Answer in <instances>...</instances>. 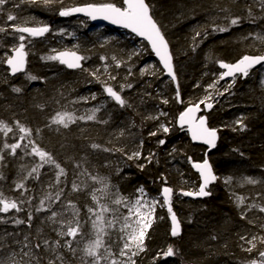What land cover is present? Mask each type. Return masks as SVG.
Masks as SVG:
<instances>
[{"label":"trees","instance_id":"1","mask_svg":"<svg viewBox=\"0 0 264 264\" xmlns=\"http://www.w3.org/2000/svg\"><path fill=\"white\" fill-rule=\"evenodd\" d=\"M106 2L120 4L121 0H62V3L47 8L42 4L28 3L27 0L23 3L9 0L0 11V26L8 23L7 14L11 11L20 18L16 22L35 20L49 25L51 29L41 40H27L30 42L26 49L29 55L24 75L10 78L4 64L0 63V119L14 129V133H9L7 137L0 132V148L5 141L14 143L19 138L20 133L14 123L19 120L33 130L32 139L52 153L67 173L57 184L55 174L58 170L53 165H45L40 169L38 178H33L36 177L33 174L24 181L28 190L24 197H20L22 190H12L14 182L21 180L33 166L39 164V158L25 155L30 147L18 149L15 157L7 155L9 150H4L6 159L0 163V172L5 179L0 180V190L13 199H31V204L21 205L20 212L0 213V260L8 264L10 261H6V258L9 255L21 258L18 251L28 250L23 246L29 241L34 245L45 238L50 241L58 239L53 226L46 219L51 213H37L35 208L47 195L54 199L60 188L64 189L61 201L53 203L52 210L62 211V205L71 200L81 209V216L85 219L84 206L91 205L88 194L96 186L90 176L106 177L107 182L113 183L121 195L130 199L135 197L140 186L152 198L159 196L164 186L174 190L172 207L180 221V235L170 236L169 213L164 208L156 209V218L145 240L146 250L133 258L136 264H249L252 259H259L264 244L255 241L256 248L249 253L243 249L250 245L240 239L241 236L247 239L264 237V213L259 211V206H264V88L260 86L258 69L251 70L244 79H235L227 92L221 87L224 84L221 81L214 89L213 107L205 117L208 127L216 128L218 133L216 148L207 155L218 179L208 189L211 195L203 200H188L182 190H197L198 180L190 168L188 157L193 162L202 161L205 149L191 146L185 133L177 129L175 120L186 106L203 99L208 85L218 79L217 60L232 63L243 55H264V39L257 38L264 37V11L261 10L260 0H147L153 6V16L169 41L177 75L175 85L163 78L156 63L153 68L155 75L148 72L141 75L140 70L145 67L148 61L146 57L150 55L142 43L128 36L123 40L100 43L97 36L89 35L85 20L57 18L62 7ZM234 17L241 18L238 25L230 24ZM28 26L33 25L29 23ZM217 26L226 27L228 31H213ZM59 29L60 34L55 36ZM196 32L201 35L193 40ZM61 35L65 36L66 41L57 44L55 38ZM70 38L76 39V51L87 58L83 61V67L89 71L69 72L54 61L41 59L42 56L52 55L55 49L64 50ZM0 43L3 44L0 57H3L7 48L16 41L3 37ZM136 44L143 46V50L137 49L140 53L144 51L141 55H132L136 52ZM102 56L106 57L103 61L100 59ZM113 57L121 62V67L115 66ZM105 65L108 67L107 73L104 71ZM96 70H99L101 80L117 91L121 85H132V88L125 87L121 92L131 107H121L105 98L102 84L89 74ZM109 73L116 76V80L109 79ZM27 74L35 75L38 79L29 81ZM13 86L20 87L22 91L13 92ZM177 86L183 103L175 99ZM218 91L224 92V95H217ZM86 92L96 94L103 100L98 105L103 107L96 112L95 120H77L67 129L58 125L54 128L55 124L45 126L50 124L51 116L62 112L64 100ZM163 99H167L168 104L162 103ZM161 111L167 115L159 116ZM156 116L159 119L148 118ZM241 119L243 128L236 124ZM162 123L169 128L168 133L160 128ZM38 128L41 132L37 136L35 130ZM151 132H157V135H149ZM162 139L166 143L159 145ZM25 143L26 140L21 142L22 145ZM93 143L101 147L94 150L90 147ZM104 148L111 151H104ZM134 151H141L145 157L151 153L155 155L151 163L144 159L128 160L127 156ZM139 164L146 166L141 170ZM85 169L86 175H78ZM163 177L167 178L166 185ZM229 177L231 181L226 184L225 179ZM246 177L260 182L248 184ZM73 181L81 186L87 183L89 187L73 192ZM234 197H243L244 203L238 206ZM48 204L46 200L45 207ZM253 204L257 207L250 209L248 206ZM29 212L33 214L31 227L27 221ZM242 213L246 219H241ZM70 214L71 210L66 213ZM14 219L24 220L25 223L16 225ZM38 230H41L40 235ZM25 236H28V241ZM169 245L176 255L165 258L162 252ZM59 251L65 257V264H83L78 253L74 256L64 248ZM38 255L44 257L42 264H47V258L52 254L41 249ZM24 261L21 258L19 262L24 264Z\"/></svg>","mask_w":264,"mask_h":264},{"label":"snow or ice","instance_id":"2","mask_svg":"<svg viewBox=\"0 0 264 264\" xmlns=\"http://www.w3.org/2000/svg\"><path fill=\"white\" fill-rule=\"evenodd\" d=\"M9 0H0V11L3 10V6L7 4ZM21 3L25 2V0H20ZM28 3L31 4H42L44 7H51L56 3H62V0H27ZM261 2V10L264 11V0H260ZM18 6V5H17ZM223 11H227V9H223ZM249 16L252 15L251 8L248 10ZM74 13H83L86 16L90 17L93 20L103 19L109 21L111 24L119 25L122 28L130 29L132 33H135L137 36L142 37L144 40L148 42V45L151 47V51L155 54V56L159 59L160 65L163 66V70L166 74L171 78L173 82L177 81V75L174 70L173 65V55L170 51L169 41L166 39L164 32L162 31L161 26L158 21L153 16V6L150 5L147 0H122V3L118 4L116 2H106V3H89L82 7H72V8H61L59 10V15L61 17L70 16ZM240 17H234L230 20L231 25H238L240 23ZM20 20L17 15L11 13V11L7 14V24L4 26H0V40L3 37H11L13 40H18V44H13L7 48L4 56L0 57V63L6 64L7 68L10 70V75L15 76L17 73H23L26 71L27 57L29 55L26 50V41L28 38H39L43 37L46 33L51 31L50 26L47 24H40L35 20L30 21L29 19H23L20 22H16ZM31 23L33 26H28ZM10 29V30H9ZM63 31V30H61ZM213 31L225 32L228 31L226 27H219L213 29ZM201 35L200 32H196V35L193 37V40L196 37ZM259 39H264V37H257ZM0 47H3V44L0 43ZM195 50V49H194ZM55 51V50H53ZM140 52H134L132 55H141ZM131 59V56L129 57ZM42 60L49 61H58L61 65H65L68 69H81L82 71H89L88 69L83 67V61L87 59L85 56L78 54L76 50L66 49L64 51L56 52L55 55L42 56ZM103 61L106 57H100ZM116 64L117 68L121 67V62L116 60V57L112 58ZM216 63L219 65V68L224 69L225 71L219 74V78L214 80L212 84L208 85V88L215 89L217 84L225 80L226 78H232L231 82L228 84V87L224 89V92H227L232 84L235 82L237 75H241L243 77H248L250 70L253 69L256 65L264 66V55H243L239 60L234 63L225 62L224 60H217ZM153 66H149L151 68ZM104 71L108 72V67L105 65ZM141 75H145L148 71L147 68H142ZM94 79L102 84L104 93L110 97L116 104L121 107H131L128 101L121 95V92L124 88H132V85L126 84L121 85L120 90L117 91L113 86L108 84L106 81L101 80L99 75V70L89 72ZM155 75V72L152 73ZM129 75H131V71L129 70ZM26 78L29 81H35L38 79L37 76L32 74H27ZM109 79L116 80V76L111 75L109 73ZM7 83V80H5ZM198 86V85H197ZM12 91L15 93H20L22 89L20 87L13 86ZM207 91V89H206ZM224 92H217V95H224ZM95 95L92 96V99H95ZM178 103H183L181 98V94L179 91V86H177L176 97ZM212 99L211 93L201 99L198 103L190 104L188 107L184 109V111L180 112L178 117V123L181 128L187 125V130L191 133V137L193 141H201L208 146L209 149H212L216 146L217 141V129L210 128L207 126V118L203 115L197 116V113L201 110V105H204L206 109H212L213 104L207 101ZM167 99H163L162 103L168 104ZM42 107V106H41ZM100 107H103L101 105ZM100 107L91 109V114L87 116H76L68 111H58L55 115L50 117V124L45 125L46 127H50L52 124L58 125L62 128H69L71 124L76 123L77 120H95L96 112L100 110ZM167 113L161 111L159 116H166ZM159 116L156 117H148L149 119H159ZM15 128L18 129L20 135L19 138L14 143L4 142L3 147L0 148V163L4 162L6 159V155L4 154V150H9L7 155H11L15 157L17 155L18 149H29L30 151H26L25 155H32L39 158L40 163L36 164L31 168V171L28 172L26 176H24L21 180L14 182L13 191H20V197H24L27 192V187L24 181L28 180L29 177H33V174H36L38 178L40 174V169L44 168L45 165H53L56 172V183H61V177L66 176V170L64 167L58 163L53 156L52 153L48 152L44 148H42L39 144L36 143L34 139H32L33 130L24 124H22L19 120L15 122ZM106 123V121H105ZM236 124L240 125L241 128L244 127L243 120L236 121ZM160 128L164 133L169 132V128L165 124H161ZM235 130V129H233ZM0 132L3 133L5 137L9 135V133H14V129L10 126L5 120L0 119ZM36 135L38 136L41 130L38 128L35 130ZM151 136H156L157 132L149 133ZM27 141L25 144H21L22 141ZM159 145H164L166 143L165 140H160ZM90 147L92 149H99L101 146L98 144H91ZM143 147V141H141L140 148ZM104 151H111V149L104 148ZM117 151H123V149H116ZM175 151V149H173ZM154 153H151L149 156H143L141 151H134L131 155L127 156L128 160H140L144 159L148 163L152 162V158L154 157ZM190 163H192V167L196 169L199 173L200 184L198 191H183L182 194L184 196H193V197H206L211 195V192L208 190L209 185L215 182L218 177L213 172L212 165L209 163L207 158V153H205V159L202 162H193L191 157H188ZM146 165L139 164L138 167L143 170ZM80 167V165H77ZM87 174V170L85 169L83 173ZM5 176L2 172H0V180H4ZM90 179L97 184H100L102 187L97 189L93 188L89 193L91 200L96 205V207H92L91 205L85 204L87 219H83L81 216V209L77 207L75 203L71 200L67 202L66 205H62V211L52 210L51 205L57 201H61V196L64 192L63 188H60L55 193V198L53 199L51 195H47L44 199H41L39 202V206L35 208L37 213L42 211L50 212V216L46 219L53 226L52 230L56 233L58 239L54 241H50L49 239H43L42 241L38 240L34 245L29 241L24 244V248L28 249V251L22 250V259L24 257L27 258L24 261V264H42L44 257L38 255V252L43 249L46 253H51L52 255L47 258V264H65V257L59 251V249L64 248L68 252H71L74 256L78 251L83 252V257L81 258L83 264H102V262L106 259H109L113 254L111 253L110 246L106 247L105 237L109 235L108 229H113L116 227L117 223L120 219H123V224L120 225V232L122 233L120 239L123 241V246L120 249L119 255L121 257H126V261L121 262L117 259H111L110 264H136V261L133 257L138 256L140 253L146 250L145 240L148 234V230L152 227V224L155 220V212L157 206L167 208V212L169 213L171 220V236L176 237L181 233V225L180 221L177 218L176 213L173 211L172 207V196L174 190L171 187L164 186L162 188V200L157 198H149L147 192L143 186H140L136 192L138 195L134 199H130L129 197L123 196L117 190L115 199H113L112 203L117 205L116 208H111L105 203H101L103 196H97V192H101L106 194L109 188L106 177H98V176H90ZM246 183L248 184H257L260 181L246 177ZM231 178H226L225 183H229ZM163 183L167 184V178L163 177ZM89 185L87 183L77 184L75 181L72 183V191L80 192L87 189ZM49 201L48 207H45V201ZM239 204L244 203V198L239 197ZM24 203L31 204V199L24 200L19 197L16 199L7 197L4 195L3 191L0 190V213L8 214L11 211L20 212L22 211L21 205ZM238 204V206H239ZM120 207L127 209V215L119 213ZM250 209L257 207V205H249ZM71 210L70 215H66V213ZM259 211L264 213V206H259ZM111 213L112 218H108L106 214ZM163 219V217H160ZM241 219H246V215L244 213L241 214ZM33 220V214L31 212L28 213L27 221L28 226L31 227V221ZM91 221V227L94 233V239L85 241V233H84V225ZM249 223H253L252 221H248ZM14 224L20 225L25 223L24 220L14 219ZM264 227V226H262ZM40 231L38 230V235H40ZM216 237H213L215 239ZM241 240L245 241L249 247L243 249L251 253L256 248L255 241L259 240L261 244H264V237L253 236L251 239H247L245 236L240 237ZM25 240L28 241V236H25ZM81 241H85L84 247L79 249L77 246L81 243ZM75 245V246H74ZM35 249V251L33 250ZM101 249L104 252L108 253V256L102 254ZM15 255V254H14ZM158 255H161L158 253ZM176 255V251L174 248L169 245L167 250L162 252V256L172 257ZM11 264H20L19 261H15L14 258H10ZM0 264H6L5 261L0 260ZM249 264H264V251L259 252V259H252L249 261Z\"/></svg>","mask_w":264,"mask_h":264},{"label":"rangeland","instance_id":"3","mask_svg":"<svg viewBox=\"0 0 264 264\" xmlns=\"http://www.w3.org/2000/svg\"><path fill=\"white\" fill-rule=\"evenodd\" d=\"M89 35L93 36H97L98 37V41L100 43H107L109 41L112 40H123L124 38H126L125 35L123 34H111V33H107L105 31H103L101 28L100 29H91L90 32H88ZM60 34V29L57 30V32L54 33L55 36ZM120 35V36H119ZM65 36L61 35L58 38H55V41L57 44H64L65 43ZM16 44L19 43L18 40H15ZM29 46V42L26 43V49ZM77 43H76V39L75 38H70L69 43L67 44V46L64 48V50L66 49H72V50H77ZM137 49H140L139 44H136L135 46V51L138 52ZM142 53H144V51H142ZM146 59L148 60L147 63L145 64L144 68L148 69V73L152 74L154 72V61L149 60L150 57H146ZM149 66H153L151 68H149ZM259 74L261 75V79H260V86L262 88H264V67H261L258 69ZM228 84L230 83L227 82ZM228 84H223L221 87L223 88H227ZM233 86V84H232ZM214 89H210L208 88L206 91V96L209 95V93H211L212 95V99L208 102L213 103L214 102ZM93 94H91L90 92H86L85 94L82 95H77V96H71V98H67L66 100H64L63 104L61 105V110L62 111H68L73 113L76 116H87L89 115V113H91V109L96 108L97 105L93 104L94 102L97 101V103H101L102 99L99 98L96 94H95V99H92ZM89 105V106H88ZM57 125H55L54 128H56ZM109 185V184H108ZM187 185L190 186V182L187 181ZM102 186L100 185L99 188H101ZM98 188V189H99ZM190 191H195V190H190ZM117 191L109 185L108 191L106 194L101 193V192H97V196H103V199L101 200V203H105L107 204L109 207L111 208H116L118 207L117 205L113 204L112 201L113 199H115ZM138 195V193H136L135 197ZM134 197V198H135ZM132 198V199H134ZM157 199H161L160 196L154 197ZM162 200V199H161ZM91 205L92 207H96V205L93 203V201L91 200ZM234 201L235 203L238 205L239 204V200L237 197H234ZM240 205V204H239ZM156 209H161V207L157 206ZM120 214H124L127 215V209L120 207L119 213H117L116 215H120ZM106 216L110 219L112 218V214L108 213L106 214ZM87 219V213L85 216V220ZM123 224V219H120L119 222L117 223L116 227L113 229H108L107 231L109 232V235L106 236L105 239V244L106 247L110 246L111 249V253L113 254L109 259H106L102 262V264H110V260L111 259H117L118 261L124 262L126 261V257H121L119 255L120 249L123 246V241L120 239L122 233L120 232V225ZM84 233H85V241L86 240H90V239H94V233H93V229L91 227V221H88L85 225H84ZM85 241H81V243L77 246L79 249H82L84 247V243ZM23 251H28V250H23ZM101 252L103 255L108 256V253L104 252L103 249H101ZM78 257L80 260H82L81 258L83 257V252L82 251H78ZM51 254V253H50ZM18 255L22 258V251L19 250L18 251ZM10 258H14L15 261H20L21 258L18 257H14L12 255H9L8 258H6V261H10L8 264H11V260ZM134 258V257H133ZM25 261L27 260L26 257L23 258Z\"/></svg>","mask_w":264,"mask_h":264},{"label":"water","instance_id":"4","mask_svg":"<svg viewBox=\"0 0 264 264\" xmlns=\"http://www.w3.org/2000/svg\"><path fill=\"white\" fill-rule=\"evenodd\" d=\"M121 3H122V0H121ZM82 6H84V5H79V6H76V7H82ZM59 17L60 18H62V19H65V18H71V19H83V20H86V21H89L92 25H93V27H95V28H108V29H112V30H117V31H124V32H126L127 34H129V35H131L132 37H134V38H136L137 40H139V41H143L147 46H148V49H149V51H150V53L152 54V56H153V58H154V60L156 61V64L159 66V68L161 69V71H162V73H163V78L164 79H166V80H168V81H170L173 85H175L176 84V81L175 82H173L172 80H171V78L166 74V72L163 70V66L162 65H160V63H159V59L155 56V54L151 51V47L148 45V42L146 41V40H144L142 37H139V36H137L135 33H132L131 32V30L130 29H125V28H122V27H120L119 25H114V24H111L109 21H107V20H103V19H96V20H93V19H91L90 17H88V16H86L85 14H83V13H74V14H72V15H70V16H66V17H61L60 15H59ZM45 36V35H44ZM39 38H42V37H39ZM56 54V53H55ZM54 54V55H55ZM253 56H256V55H253ZM240 59V58H239ZM238 59V60H239ZM237 61V60H236ZM60 66H62V67H64L66 70H68V71H76V70H79V69H68L65 65H61L58 61H56ZM261 67H264V66H262V65H256L253 69H251V70H254V69H258V68H261ZM5 68H6V70L8 71V75L10 76V77H15V76H17V75H19V74H23V73H17L15 76H11L10 75V70L7 68V65L5 64ZM217 68L220 70V71H225L224 69H221V68H219V65H217ZM250 70V71H251ZM238 77H240L241 79H243V78H245V77H243V76H241V75H237V77L236 78H238ZM229 79H232V78H226L225 80H229ZM107 96V95H106ZM108 97V96H107ZM108 98H110V97H108ZM201 111V110H200ZM200 111L197 113V115L200 113ZM179 117V116H178ZM176 125H177V127L178 128H181L180 127V125H179V123H178V118H177V121H176ZM208 126V125H207ZM185 130H186V134H187V139H188V141H189V144L191 145V146H194V147H200V148H203V149H205V153H207V155L208 154H210V153H212L214 150H215V148H216V146L214 147V148H212V149H209L208 148V146L206 145V144H204L203 142H201V141H193L192 140V137H191V133L187 130V125H185L184 127H183ZM182 129V128H181ZM217 137H218V133H217ZM217 142H218V138H217V141H216V145H217ZM204 159H205V155H204ZM203 159V160H204ZM202 160V161H203ZM202 161H199V162H202ZM190 168H191V170H192V172L196 175V177H197V179H198V189L196 190V191H198L199 190V184H200V182H201V180H200V177H199V173L196 171V169H194L193 167H192V163L190 164ZM215 182H213L212 184H210L209 185V188L214 184ZM208 188V189H209ZM161 193H162V189H161V192H160V197H161V199H162V195H161ZM185 198L186 199H188V200H194V201H199V200H203L205 197H193V196H185ZM165 210H166V212H167V208L165 207ZM168 213V212H167ZM169 225H170V230H171V220H170V216H169ZM170 236H171V231H170ZM173 237V236H172ZM176 237H178V236H176Z\"/></svg>","mask_w":264,"mask_h":264},{"label":"bare ground","instance_id":"5","mask_svg":"<svg viewBox=\"0 0 264 264\" xmlns=\"http://www.w3.org/2000/svg\"><path fill=\"white\" fill-rule=\"evenodd\" d=\"M57 18L58 19H60V20H65V19H71V18H65V19H62V18H60L59 17V12L57 13ZM85 22H86V27H87V31L88 32H90V30L91 29H100V28H95V27H93V25L89 22V21H86L85 20ZM103 31H114V32H119V34H123V35H125V36H128V37H131L132 39H134V40H136L138 43H142L145 47H146V49L148 50V52H149V57H150V59L152 60V61H154L155 63H156V61L154 60V58H153V56H152V54L150 53V51H149V49H148V46L143 42V41H139V40H137L136 38H134V37H132L131 35H129V34H127L126 32H124V31H117V30H112V29H108V28H101ZM47 34V33H46ZM45 34V35H46ZM44 38V36L42 37V38H35V39H33V38H28V40H41V39H43ZM27 42V41H26ZM30 43V42H29ZM142 47L143 46H140V49L141 50H143L142 49ZM59 51H64V50H56L55 49V51H53V54L52 55H54L56 52H59ZM79 54V53H78ZM58 66H60L56 61H54ZM235 62V61H234ZM234 62H232V63H234ZM83 63V62H82ZM217 63H216V69H217V71H218V78H219V74L222 72V71H220L218 68H217ZM158 66V65H157ZM4 67H5V64H4ZM60 67H62V66H60ZM26 68H27V64H26ZM64 70H66L64 67H62ZM158 68H159V66H158ZM160 69V68H159ZM259 69V68H258ZM5 70H6V68H5ZM79 70H81V69H79ZM79 70H76V71H79ZM66 71H68V70H66ZM160 71H161V69H160ZM6 72H7V75H8V71L6 70ZM69 72H75V71H69ZM161 73H162V71H161ZM25 74V72L23 73V74H19V75H24ZM19 75H17V76H19ZM9 76V75H8ZM17 76H15V77H17ZM162 76H163V73H162ZM10 77V76H9ZM15 77H10V78H15ZM238 78H240V77H238ZM237 79V78H236ZM244 79V78H243ZM231 82V79H229V80H222L221 82L222 83H226L227 84V82ZM104 96H105V98H107L108 100H112L111 98H108L107 96H106V94L104 93ZM113 101V100H112ZM102 102H103V100H102ZM208 102V101H207ZM95 103V105H97L96 107H98V105H99V103H97V101L96 102H94ZM93 103V104H94ZM210 103V102H209ZM89 106V105H88ZM189 106V105H188ZM188 106H186V107H188ZM185 107V108H186ZM184 108V109H185ZM184 109L182 110V111H184ZM211 110V109H210ZM209 109H206L205 108V106L204 105H201V111H200V113L197 115V116H200V115H203V116H205V114L207 113V112H209L210 111ZM181 111V112H182ZM180 114V113H179ZM179 114L177 115V117H176V120H175V125H176V121H177V118H178V116H179ZM176 127H177V125H176ZM177 129H179V130H182L184 133H185V135H186V137H187V134H186V130L184 129V128H178L177 127ZM194 174V173H193ZM198 180V179H197ZM110 186H112L116 191H117V188L115 187V185L113 184V183H110V182H107ZM99 186H100V184H97L96 183V186H95V188H99ZM198 189V188H197ZM91 192V191H90ZM89 192V193H90ZM161 192V191H160ZM160 196V195H159ZM149 198H152V197H149ZM161 198V197H160ZM88 201L90 202V204H91V201H90V195L88 194ZM164 209H165V207H164ZM166 211V210H165Z\"/></svg>","mask_w":264,"mask_h":264}]
</instances>
